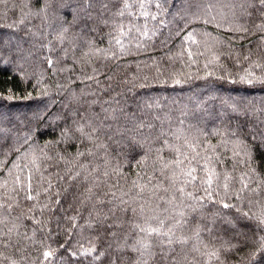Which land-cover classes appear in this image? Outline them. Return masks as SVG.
<instances>
[{"label": "trees", "instance_id": "16d2710c", "mask_svg": "<svg viewBox=\"0 0 264 264\" xmlns=\"http://www.w3.org/2000/svg\"><path fill=\"white\" fill-rule=\"evenodd\" d=\"M45 2L49 4L46 10ZM118 2L113 0L109 7L115 11ZM228 2L239 3L240 9L237 17L226 21L206 14L205 5H210L211 0H199V6L190 5L187 16L183 13L170 16L169 7L163 17L167 27L152 22L149 27L157 29L152 40L145 41L141 50L133 47L129 54L117 60L106 58L112 55L108 26L96 23L94 30L84 29L80 26L82 22L74 19L78 16L76 9L80 0L0 3V57L5 62L0 67L7 66L12 77L19 75L23 79L22 87L18 80H11L10 86L16 92L14 99H0V184L7 180L10 190L16 175L23 179L21 169L25 165L32 169L35 160L40 172L52 181L53 192L61 193L59 204H55L50 201L56 197L49 194L50 200H46L41 188L35 207L32 201L22 199L19 206L13 207L7 220L9 227L15 226L12 239L16 247L5 254H11L17 264H47L42 261L44 250L55 251L57 259L53 264H107L109 252L124 245L125 240L132 243L129 233L136 218L119 211L113 215L109 211L112 205L99 201L111 198L104 193L118 181L113 189L117 196L128 193L124 198L133 207L144 204L148 212L160 211L155 196L150 198L146 192L141 198L132 185L134 180L147 183L148 176H153L155 183L163 160L171 157L164 150L163 160L157 158V150L161 148L160 131L168 133L169 143L178 146L182 141L174 140L173 133L191 138L196 129V137L215 145L221 138L213 135L214 131L219 130L223 139H230L227 136L230 131L243 139L250 130L260 127L258 118L264 120L261 111L264 110V84H232L214 77L204 78L206 72H213L215 76L226 75L238 80L247 71L264 77V31L257 28L262 17L252 7V0ZM36 12L40 15L32 14ZM189 31L197 40V44L191 45L193 52L203 53L193 57L197 63L191 67L187 55H182L186 47L182 37ZM61 36L62 41L58 39ZM207 41L212 42L211 46L206 45ZM48 59L52 61L51 68ZM210 60L215 63L205 70L203 65ZM89 76L95 79H88ZM9 79L0 74V81ZM175 79H181V85H174ZM222 100L246 115L232 112ZM197 101L207 110L196 109ZM38 113L46 118L37 120ZM105 116L110 118L104 119ZM73 119L84 125L85 132L89 125L102 128V132L94 134L89 141L75 131L78 125L73 124ZM65 131L68 138L63 135ZM134 142L142 146L136 147ZM99 144L106 145V149L96 146ZM88 149L93 156L78 155ZM232 149L231 143L227 149H218L224 154V163L216 167L218 172H231L235 164L233 175L238 176L246 166L238 163L239 158L232 157ZM139 161L144 162L143 167ZM17 162L19 169L12 167ZM9 170L12 175H8ZM97 170L109 172L107 186L92 185ZM77 171L81 173L78 181H69L68 176ZM261 175L264 176V171ZM59 176H64V180L60 181ZM163 183L168 186L167 181ZM89 187H93L91 193L87 191ZM33 188H36L35 175ZM3 192L0 189V195ZM45 203L53 210L45 209L41 213L38 208ZM259 207L254 206L252 211L256 212ZM228 211L212 204L195 212L188 210V224L177 235L193 236L218 212ZM231 219L235 228L217 219L211 236L201 233L204 243L209 245L208 252L220 250V261L213 260L212 264H253L249 254L257 249L258 237L264 232L254 231L251 222L237 219L235 214ZM108 224L114 226L108 228ZM93 246L97 252L105 253L100 260L69 255ZM201 251H204L202 246ZM121 255L126 258L125 264H131V252L126 250ZM193 255L199 256L189 253L190 258ZM156 260L159 261V256ZM117 264H120L119 258Z\"/></svg>", "mask_w": 264, "mask_h": 264}, {"label": "snow or ice", "instance_id": "6c2138e0", "mask_svg": "<svg viewBox=\"0 0 264 264\" xmlns=\"http://www.w3.org/2000/svg\"><path fill=\"white\" fill-rule=\"evenodd\" d=\"M5 0H0V3ZM113 0H80L79 6L76 11L78 16L74 19L82 22L80 26L84 29L94 30L93 25L96 23H103L109 27L108 43L112 55L106 57L108 59L117 60L129 54L132 48L137 50L142 49L145 41H151L156 35L157 29L150 28L149 25L155 22L157 25L167 27L163 17L168 8L171 7L172 11L168 15L175 16L177 13H183L184 16L188 15L189 6L196 4L199 6V0H119L118 6L113 11L109 7ZM49 7L47 2L44 3V10ZM252 7H254L262 17V23L257 25V28L264 31V0H252ZM155 9V11H153ZM107 13V17L104 14ZM40 15V12L32 13ZM183 18V17H182ZM24 20L21 19L20 23ZM67 31V29H65ZM247 31V29H244ZM151 33V34H150ZM61 39L62 36L58 37ZM182 42L186 46L185 52L189 60V67L196 64L197 61L194 56L203 55L202 52H193L191 45L197 44L196 37L193 32L189 31L182 37ZM247 59V57H246ZM4 60L0 57V65H4ZM49 67L52 66L51 59L47 61ZM215 63V60H210L208 64H204L203 68L206 70L209 64ZM261 67V65H255ZM94 72L96 70H93ZM0 74L9 76L8 81H0V99L12 100L16 97V92L11 87V80L16 79L23 86V79L19 75L12 77L7 66L0 67ZM214 77L215 79L225 81L226 83H241L251 85L253 83L264 84V77H257L255 73L247 71L245 75L239 76L237 79H229L226 75L215 76L213 72H206L205 79ZM88 79H95L94 76H89ZM98 82V81H97ZM39 81H37V84ZM181 79H175L174 85H181ZM47 94V93H45ZM30 96V93H28ZM215 99V97H213ZM232 112L238 115H246V113H239L238 109L227 105V101H223ZM195 108L201 112L206 111V107H201L200 102L195 103ZM107 111V110H105ZM264 112V110H261ZM71 115V113H69ZM46 117L43 114H36V119L41 120ZM58 118V117H57ZM110 117L105 116L104 119ZM52 119V117H47ZM73 124L78 125L75 128L85 139L92 141L93 135L102 132V128L89 125L88 131L85 132L84 125L79 124L78 121L73 119ZM180 124L183 125L184 121L181 120ZM259 128H254L249 131L248 135L241 139L236 132H228L227 136L230 139H223V134L217 130L212 134L220 137L218 144H210L200 137L182 136L180 133H173V139L182 141L178 146L169 143L167 139L168 133L164 131L159 132L161 148L157 150L158 160H163L161 153L167 150L171 157L163 160L159 169V178L153 183V176L147 177V183L142 184L140 180L132 181L133 187L136 189V195L143 198L144 193H149V196H155L157 208L160 211L157 213L155 209L150 212L146 211L144 204H139L133 207L129 200L125 199L128 193L122 196H117L116 184L108 186L107 192L104 195L110 196L106 202L100 200L101 204L107 203L112 205L109 211L115 215L117 211L125 214H131L135 217V221L131 224L132 243L125 240L124 245H118L113 252L107 255V264H117V258L120 264H125V256L121 255L126 250L133 255L130 258L131 264H212V261H220L219 249L208 252L209 245L204 243L202 232H206L211 236L213 229L216 227V221L219 219L221 224H226L229 228H235V224L231 217L235 214L237 219L249 221L250 227L254 231L264 232V176L261 171H264V120H259ZM143 127V125H141ZM65 138L67 132L63 133ZM136 147H141L139 142H134ZM233 145L232 157L239 158L238 163L244 164L246 169L238 176H234L235 164L233 170L217 171V165L224 163V154L218 152V149H227V145ZM100 148H105L106 145H96ZM241 153L243 156L241 157ZM79 156L88 155L93 156L94 153L91 149L85 152H79ZM51 159V157H49ZM2 163V162H0ZM143 167V161H139ZM33 168L28 169L27 165L21 169L24 172V178L21 179L20 175H16L13 187L9 190L8 181L5 180L0 184V189H3V195H0V264H17L15 259H12L11 254H5L10 249L15 248L16 244L13 243L12 233L14 225L8 226L7 215H10L14 206H19V201L27 200L33 202V207L39 203V198L43 194L46 200H50V195L56 197L55 201L51 203L59 204V191L53 192L54 185L52 181L40 172L39 165L32 162ZM13 168H20L19 162L14 163ZM70 171V170H69ZM114 172L118 170L114 169ZM92 178V185L96 188L102 185L107 186L108 171L99 172ZM8 175H12L9 170ZM36 179V188H33V176ZM81 173L77 171L74 175H69V181H78ZM87 179V177H84ZM59 180L63 181L64 176H59ZM164 181H167L168 186H164ZM151 185V188H149ZM238 186V189H237ZM67 191V189H65ZM89 193L93 191V187L87 189ZM223 193V194H221ZM248 194V195H245ZM254 197V199L252 198ZM113 201H116L114 204ZM179 202V203H177ZM208 204L214 207L218 206L220 209H227L228 212H218L210 221H206L205 227L197 229L193 236H180L177 235L178 231H182L188 224L187 214L188 210L195 212L197 209H203ZM163 205V207H161ZM180 205H185L180 208ZM254 206H260L256 212L252 211ZM47 209L52 211L49 203H45L43 207L38 208V211L43 213ZM179 209V210H178ZM35 223L39 224L40 221L33 217ZM75 220V217L72 218ZM104 219H107L105 217ZM103 223V221H98ZM114 225L108 224V228ZM238 231V230H237ZM115 236V233H112ZM201 246L204 251H201ZM63 247V245H61ZM69 247H71L69 245ZM112 248V245H109ZM68 251L67 248L64 249ZM230 250V249H225ZM189 253H198L199 256H189ZM42 261L47 264H53L57 259L54 250L42 251ZM74 258L90 257L93 260H100L105 256L103 251L97 252L95 247H89L82 252L69 253ZM159 256V261L156 258ZM250 260L253 264H264V235L258 237L257 249L249 254Z\"/></svg>", "mask_w": 264, "mask_h": 264}, {"label": "rangeland", "instance_id": "374dc122", "mask_svg": "<svg viewBox=\"0 0 264 264\" xmlns=\"http://www.w3.org/2000/svg\"><path fill=\"white\" fill-rule=\"evenodd\" d=\"M238 4H231L228 2V0H211V4L207 6L205 5L204 10L209 16L218 17L219 20L226 21L238 16L239 11L237 10L240 9V6H238ZM211 44L212 42H206V45L208 46H211ZM193 131L194 132L191 135L192 137L193 135L195 136L196 129Z\"/></svg>", "mask_w": 264, "mask_h": 264}]
</instances>
